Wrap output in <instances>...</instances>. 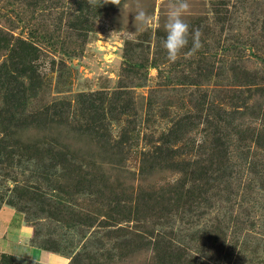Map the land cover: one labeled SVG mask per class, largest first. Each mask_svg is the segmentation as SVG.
<instances>
[{"label":"rangeland","instance_id":"rangeland-1","mask_svg":"<svg viewBox=\"0 0 264 264\" xmlns=\"http://www.w3.org/2000/svg\"><path fill=\"white\" fill-rule=\"evenodd\" d=\"M168 3L0 0V208L67 264H264V0H189L174 63Z\"/></svg>","mask_w":264,"mask_h":264},{"label":"clouds","instance_id":"clouds-1","mask_svg":"<svg viewBox=\"0 0 264 264\" xmlns=\"http://www.w3.org/2000/svg\"><path fill=\"white\" fill-rule=\"evenodd\" d=\"M189 0H169L167 5L166 20L163 28L165 36L161 40V47L166 52V59L169 62H176L189 44V34L191 25L185 19L190 11ZM151 17L147 11L140 5H137V10L134 13L135 28L137 24L143 26L150 22ZM136 32V31H135ZM128 33L129 36L135 35ZM201 32L199 29H191L192 47L186 55L195 54L201 47Z\"/></svg>","mask_w":264,"mask_h":264},{"label":"crops","instance_id":"crops-1","mask_svg":"<svg viewBox=\"0 0 264 264\" xmlns=\"http://www.w3.org/2000/svg\"><path fill=\"white\" fill-rule=\"evenodd\" d=\"M32 229L11 208H0V253L37 264H67L66 256L31 244Z\"/></svg>","mask_w":264,"mask_h":264},{"label":"trees","instance_id":"trees-1","mask_svg":"<svg viewBox=\"0 0 264 264\" xmlns=\"http://www.w3.org/2000/svg\"><path fill=\"white\" fill-rule=\"evenodd\" d=\"M20 42V41H19ZM20 43H23V41H21ZM201 108H206L207 109V107H208V105H209V102H206V100L203 102V103H201V104H198ZM221 169L223 168L222 166L220 167ZM34 246V245H33ZM34 247H36V246H34ZM55 247V245L53 246V248ZM37 248H39V247H37ZM52 247H50V249H44V248H40V249H42V250H45V251H49V252H53V253H58L59 254V251L58 250H56V247H55V249H53ZM61 254V253H60ZM12 257V256H11ZM13 258H15V257H13ZM15 259H18V258H15ZM73 259V257L71 258V260Z\"/></svg>","mask_w":264,"mask_h":264}]
</instances>
